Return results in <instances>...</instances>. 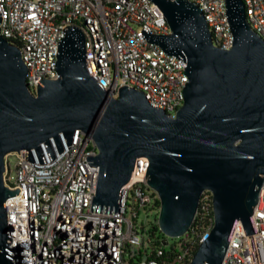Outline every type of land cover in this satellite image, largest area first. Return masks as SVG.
Here are the masks:
<instances>
[{
  "label": "water",
  "instance_id": "1",
  "mask_svg": "<svg viewBox=\"0 0 264 264\" xmlns=\"http://www.w3.org/2000/svg\"><path fill=\"white\" fill-rule=\"evenodd\" d=\"M172 34L151 37L171 55L183 56L189 82L184 104L171 117L153 107L143 91L123 87L108 98L86 64V36L69 27L60 42L57 80L44 79L34 94L18 46L0 33V264L12 242L5 202L18 194L5 184L7 155L51 144L63 150L77 130L97 145L100 167L95 205L119 208L121 190L136 159L147 157L148 184L158 194L159 228L169 238L185 236L212 194L214 226L191 264H221L235 222L253 233L252 216L264 184V40L245 15L242 0H226L235 37L232 48L214 45L200 7L189 0H152ZM1 22V17H0Z\"/></svg>",
  "mask_w": 264,
  "mask_h": 264
},
{
  "label": "built area",
  "instance_id": "2",
  "mask_svg": "<svg viewBox=\"0 0 264 264\" xmlns=\"http://www.w3.org/2000/svg\"><path fill=\"white\" fill-rule=\"evenodd\" d=\"M189 1L201 8L214 45L232 48L226 0ZM242 1L248 23L264 40V0ZM0 17V33L20 48L34 94L44 79L60 77V42L69 27H76L86 36L87 70L108 98H119L123 87L138 89L171 117L184 104L188 64L151 40L172 34L152 0H0ZM60 136L62 151L51 138L50 145L41 144V153L23 150L6 157L5 184L19 191L5 202L13 238L8 259L17 257L23 264H191L187 237L169 254L168 241L157 245L153 228L138 223L143 210L160 212L154 207L159 196L148 184L147 157L136 159L119 208L95 205L100 167L92 158L98 155L97 145L81 130L71 143ZM210 197L204 192L201 202ZM252 226L248 234L241 221L235 222L221 264H264V184Z\"/></svg>",
  "mask_w": 264,
  "mask_h": 264
},
{
  "label": "trees",
  "instance_id": "3",
  "mask_svg": "<svg viewBox=\"0 0 264 264\" xmlns=\"http://www.w3.org/2000/svg\"><path fill=\"white\" fill-rule=\"evenodd\" d=\"M212 197L209 198L208 202H201L200 208L198 210L197 216L194 220V223L191 227V230L183 237L180 238V240L170 246V248H167V253H171L172 251L176 252L174 247L182 240H184L185 237L188 238V242L184 245L185 248H189L191 250V254H194L196 250L198 249V246L200 244L201 238L203 235L210 231L213 227L214 223V210L212 205ZM154 207L159 209L160 208V201L156 200ZM159 212V210H158ZM159 213L157 214V216ZM157 227H153V238L156 240V244L159 246H162V244L165 242L162 240V237L158 236Z\"/></svg>",
  "mask_w": 264,
  "mask_h": 264
},
{
  "label": "rangeland",
  "instance_id": "4",
  "mask_svg": "<svg viewBox=\"0 0 264 264\" xmlns=\"http://www.w3.org/2000/svg\"><path fill=\"white\" fill-rule=\"evenodd\" d=\"M9 160H10L11 167H13L16 163L15 156L13 155ZM11 176L13 177L14 175L11 174ZM153 191L154 190H151V192H153ZM150 194L148 196H150ZM149 200H151L153 202V199H149ZM151 211L152 210H150V209L143 210L139 216L138 223L140 225L145 226V228H147L148 230L152 229L154 226L157 227L158 236L162 237V240L168 241V243H169L168 248H170V246L172 244L178 242L180 240V238L173 239V238H169L165 234H163L162 231L160 230L159 224H158V218H159V215L157 216V214L159 213L158 210H154L152 212Z\"/></svg>",
  "mask_w": 264,
  "mask_h": 264
}]
</instances>
